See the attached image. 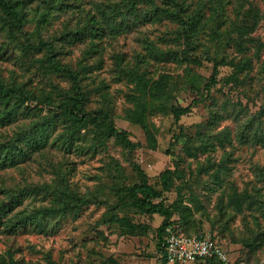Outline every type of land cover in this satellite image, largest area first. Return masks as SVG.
Here are the masks:
<instances>
[{
  "label": "rangeland",
  "instance_id": "1",
  "mask_svg": "<svg viewBox=\"0 0 264 264\" xmlns=\"http://www.w3.org/2000/svg\"><path fill=\"white\" fill-rule=\"evenodd\" d=\"M14 1L32 40L79 71L87 110L110 112L136 145L63 115L69 77L25 49L0 8V82L36 96L0 98V264H160L164 216L134 205L131 187L143 172L162 187L167 168L160 199L178 231L209 233L226 264H264V0H185L194 28L169 0ZM253 15L242 40L232 24ZM209 55L241 67L221 64L206 88ZM174 105L191 110L177 118Z\"/></svg>",
  "mask_w": 264,
  "mask_h": 264
},
{
  "label": "trees",
  "instance_id": "2",
  "mask_svg": "<svg viewBox=\"0 0 264 264\" xmlns=\"http://www.w3.org/2000/svg\"><path fill=\"white\" fill-rule=\"evenodd\" d=\"M173 2L176 5V15L180 18V20L184 24H189L191 27H196V23L192 22L193 20L199 21L196 17L191 18L190 21H186L181 15L182 9L184 10L187 6V2L185 0H169L167 1L168 5ZM0 8L5 13L13 28L19 31L23 36V47L27 50H35V51H45L46 59L50 69L54 70V72L62 73L69 77L71 82V87L66 92H60L61 98L59 100V104L57 107L62 111L63 115L70 119L75 126H88L90 124H100L101 131L106 136H115L119 143L122 145L133 148L136 145V142L129 137L128 132L117 126L110 112L105 110H93L89 111L86 108L87 105V94L84 91V86L82 84V78L80 76L79 71H77L74 67L69 65L62 64L57 58L58 50L55 46L54 42L48 39L41 38L38 42L32 40L29 31L25 28V22L23 18V14L18 9L16 2L14 0H0ZM166 11H170L171 7H165ZM7 19V20H8ZM252 20H248L246 18L241 21L234 22L232 25L234 29L238 31L240 34V38L242 40L252 32L257 23L258 17L253 15ZM227 36L231 39L232 37L227 34ZM189 43V42H188ZM243 43V42H242ZM209 59L214 61V70L210 77V82L206 84V88L211 89V87L216 86L219 82L218 73L221 64H233L236 67H241V63L231 62L227 60L225 56L221 58L211 57L209 55ZM190 78V82L193 86H195L196 78L195 75ZM47 96H53L51 93L47 94ZM34 92L25 88L22 84H4L0 82V98L9 102L13 99H17L19 102L24 103L27 100L36 99ZM52 98H50L51 100ZM141 108L142 104L137 102V109L133 112V115L137 121L141 123ZM174 114L177 118L181 117V115L188 113L191 108L190 106H173ZM50 121V115L46 117V122L44 124H48ZM100 121V122H99ZM179 136V135H178ZM177 136V137H178ZM172 169L167 168L161 173V181L162 187L158 188L152 183L149 182V176L146 172L142 174V180L140 182H136L131 187V198L134 203L141 211L150 213V214H161L164 216L162 224L158 227V234L160 237V249L162 252V260L160 264H170L167 260L166 254L164 252V240L166 234V227L171 224V217L174 214V209L172 205L166 204L162 199H160L165 190H168L171 186V178ZM7 206L2 207L1 209L6 211ZM1 219V217H0ZM187 234H193L188 233ZM204 233V232H202ZM200 234V233H199ZM248 244V243H247ZM218 261V260H217ZM216 262V260L214 261ZM105 264H117V261L114 258H109L108 262ZM180 264V263H174Z\"/></svg>",
  "mask_w": 264,
  "mask_h": 264
},
{
  "label": "built area",
  "instance_id": "3",
  "mask_svg": "<svg viewBox=\"0 0 264 264\" xmlns=\"http://www.w3.org/2000/svg\"><path fill=\"white\" fill-rule=\"evenodd\" d=\"M164 238L170 264H226L230 259L227 249L209 233L187 234L169 225Z\"/></svg>",
  "mask_w": 264,
  "mask_h": 264
}]
</instances>
